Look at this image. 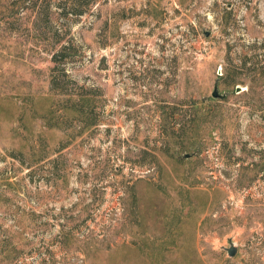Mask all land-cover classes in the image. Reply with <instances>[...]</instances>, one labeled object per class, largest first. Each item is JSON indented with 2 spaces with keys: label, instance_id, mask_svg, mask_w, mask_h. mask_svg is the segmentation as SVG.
I'll return each instance as SVG.
<instances>
[{
  "label": "rangeland",
  "instance_id": "obj_1",
  "mask_svg": "<svg viewBox=\"0 0 264 264\" xmlns=\"http://www.w3.org/2000/svg\"><path fill=\"white\" fill-rule=\"evenodd\" d=\"M81 3L0 0V264H264V0Z\"/></svg>",
  "mask_w": 264,
  "mask_h": 264
},
{
  "label": "trees",
  "instance_id": "obj_2",
  "mask_svg": "<svg viewBox=\"0 0 264 264\" xmlns=\"http://www.w3.org/2000/svg\"><path fill=\"white\" fill-rule=\"evenodd\" d=\"M72 1V6L75 7V11L74 9H71L72 11L71 12H74V13H78L80 14L81 12V8H82V3H81V0H71ZM64 50L65 48H59L56 52L53 53V60L56 62L57 61V57L58 56H61L63 53H64ZM51 84H52V89H57L58 88V83L55 81V78L52 77V81H51ZM76 106V105H75ZM74 107V106H73ZM72 107V108H73ZM78 113L81 114V109L79 107H76L74 108ZM90 124H93V121H90Z\"/></svg>",
  "mask_w": 264,
  "mask_h": 264
},
{
  "label": "water",
  "instance_id": "obj_3",
  "mask_svg": "<svg viewBox=\"0 0 264 264\" xmlns=\"http://www.w3.org/2000/svg\"><path fill=\"white\" fill-rule=\"evenodd\" d=\"M212 96L214 97L220 96L216 88H214V90L212 91ZM227 241H228V246H224L223 248L226 250L229 256H233L236 253V245L231 238H228Z\"/></svg>",
  "mask_w": 264,
  "mask_h": 264
}]
</instances>
